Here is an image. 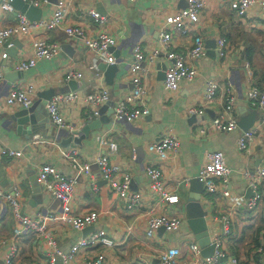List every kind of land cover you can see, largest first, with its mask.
<instances>
[{
  "label": "crops",
  "instance_id": "1",
  "mask_svg": "<svg viewBox=\"0 0 264 264\" xmlns=\"http://www.w3.org/2000/svg\"><path fill=\"white\" fill-rule=\"evenodd\" d=\"M7 1L12 4L16 0ZM38 1L40 4L34 5L29 17L14 3L13 11H0V27L13 24L17 12H24L32 21L49 18L56 0ZM65 1L67 14L60 26L50 30L31 29L26 35H15L13 46L6 50L7 58H2L0 51L3 74V79H0V144L21 151V155L16 157L0 154V187L3 190L13 187L20 190L19 211L23 215L33 217L39 213L59 212L60 202L37 180L39 166L51 164L74 180L71 212L80 214L94 210L98 213L96 222L89 225L94 230L85 236L103 230L114 242V246L97 245L82 249L73 264H92L95 257H100L102 264H158V254L163 249L180 248L184 242H188V248L189 243L198 244L185 219L184 205L190 193V181L198 178L206 154L220 150L230 170L228 179L218 183L215 193L208 194L204 190L201 198L207 211L211 241L219 239L222 248L234 255L240 264H264V252L259 250V247H264V223L260 218L264 211V197L253 207L247 204L253 195L248 186L250 174L264 163V105L251 106L246 96L251 82L260 85L264 81V14L259 7H251L245 16L240 17L226 0L208 1L197 21L188 25L186 31H172L171 49L182 54L190 48L194 36H201L205 53L191 62L198 74L192 80H182L175 92H169L163 87L164 72L169 65L165 56L160 55L152 62H142L140 74L145 86L142 102L149 113L135 121H127L115 120L113 108L131 88L130 65L134 47L138 45L145 53L156 50L160 46L165 17L184 8L186 0ZM89 9L105 15V24L100 25L89 16ZM65 25H79L91 37L100 32L113 36L116 39L112 47L115 61L109 64H114V71L107 74L101 69L105 62L85 49L79 39L68 37L64 32ZM41 37L59 43L58 55L29 69L16 68L19 59L30 56L33 40ZM219 37L227 40L226 53L222 57L218 56L216 49ZM13 47L15 56H12ZM69 69L80 71L82 77L66 81L64 74ZM210 79L217 82L218 90L207 102L203 93ZM12 82L21 87L33 85V101L42 99L28 113L33 123H18L16 119L21 116L14 118L13 115L23 107L5 103L8 86ZM102 87L109 93L107 104H86L84 96ZM228 89L234 96L231 109L226 107ZM70 91H75L78 97L63 101L60 106L71 128L61 129L51 122L46 107L49 100L43 96L52 98L55 94ZM191 107L203 108L204 111L201 115L189 113ZM95 111L98 114L94 115ZM251 115L256 116L250 127L255 134L246 151L236 147V139L242 131L239 126L223 132L217 131L213 124L214 119L220 116L225 120L234 117L248 123ZM89 123L92 127L83 133V128ZM167 132L178 136L179 151L156 164L162 169L166 188L178 195V202L171 206L148 191L146 174L147 167L156 160L147 151V145ZM35 134H38L37 138H34ZM109 141L117 144L112 163L130 175V189L142 194L140 203L133 209H128L118 194L109 188L94 162L107 151ZM69 149L76 151L80 162L91 164L90 174L78 173L72 168L70 161L63 157L64 151ZM260 190L264 193V182ZM237 197L240 199L235 200ZM162 213L179 217L180 225L171 231L158 228L152 237H148L147 219ZM16 224L12 209L0 201V242L11 241ZM47 228L55 236L62 253L68 251L73 242L85 237L82 230H75L61 221H49ZM9 243L0 246V264H3V257L10 248ZM16 243L18 252L14 264H47L50 248L43 241L32 246L27 235L20 236ZM199 256L204 257L201 247ZM186 257L195 259L190 250ZM219 264L230 263L222 260Z\"/></svg>",
  "mask_w": 264,
  "mask_h": 264
},
{
  "label": "built area",
  "instance_id": "2",
  "mask_svg": "<svg viewBox=\"0 0 264 264\" xmlns=\"http://www.w3.org/2000/svg\"><path fill=\"white\" fill-rule=\"evenodd\" d=\"M33 5H38V0H28ZM208 1L217 0H186V6L174 14L167 15L164 19V30L161 33L160 46L152 51L145 53L136 45L133 51V61L130 65V81L131 88L129 92L120 99L113 108V118L115 120L135 121L143 115L149 113V109L143 104L142 97L145 94V86L141 77V63L152 62L160 55H164L169 61V65L164 72L163 87L169 92H175L179 88L182 80H192L198 74L197 68L192 65L193 60L201 58L205 53V47L201 36L196 35L192 38V45L185 54L175 52L171 49L170 40L172 31H186L188 25L194 24L200 12L205 8ZM229 7L240 17L245 16L248 10L257 5L262 14H264V0H226ZM48 0H41V3H47ZM65 0H56L52 15L43 20L32 21L27 18L24 12H17L14 23L5 27H0V51L2 58H7L6 50L13 46L12 38L15 35H26L31 29L50 30L60 26L65 20L67 14V6ZM13 5L7 0L0 1V11L11 12ZM87 14L97 20L98 24H105L107 18L101 15L95 9H89ZM64 32L68 37H74L80 40L85 49L95 53L98 60L105 63H114L112 47L116 43V39L107 32H100L96 36L87 35L84 29L79 25H65ZM32 51L29 57L19 59L16 68L20 70L35 67L40 61H51L60 50L58 42L41 37L33 40L31 43ZM227 40L225 37H219L216 40V49L219 57L226 53ZM95 65V64H94ZM82 77L80 71L69 69L64 74V79H79ZM0 79H3L0 70ZM218 84L210 79L206 82L203 98L205 101H211L216 95ZM34 87L28 84L21 87L17 83H10L5 103L7 105L18 104L23 108H27L33 101ZM246 96L251 106L264 105V81L257 85L253 82L249 85ZM78 97L75 91L67 93L55 94L47 102V112L52 123L61 129L71 128L65 120L62 113L60 103L63 101H72ZM109 100V93L105 88L96 89L84 96V101L88 105H101ZM226 107L232 108L234 96L230 89L227 90ZM189 113L202 114L203 108L191 107ZM98 114L97 111L93 112ZM217 131L229 132L238 128L237 120L231 117L227 120L218 117L213 121ZM254 129L241 131L236 139V147L240 151H246L250 142L254 139ZM38 134L34 135L37 138ZM179 139L173 132H167L158 140L152 141L147 145V151L156 158L155 163L150 164L146 169L148 177V191L163 202L165 205L171 206L178 202L179 198L176 193H171L165 186L163 181V173L160 166L156 163L163 161L179 151ZM117 153V144L109 141L107 143V151L99 155L95 159L102 179L108 183L111 190L118 194V197L125 202L128 209L135 208L142 199V194L130 189L131 177L123 172L117 165L112 163V156ZM0 154L3 156H20L21 151L4 147L0 144ZM63 157L70 161V165L78 173L90 174L91 164L88 162H80L75 150H65ZM230 170L225 164L224 154L220 150L210 151L206 154L205 163L201 166L198 174V180L204 182L205 192L208 194L215 193L220 181L226 182ZM38 182L43 189L47 191L54 199L60 202L59 212H49L46 214H37V216L29 217L23 215L19 211V201L21 192L16 187L9 190H3L0 187V201L12 209L17 224L12 229L11 241H1L0 246L10 242V248L3 257V264H14V258L18 252L17 239L20 236H29L30 244L37 246L42 241L50 248L47 264H57L58 258L62 260V264H73L78 252L82 249L100 246H114V242L105 234L103 230H96L89 235L73 242L66 253H62L57 245L55 236L50 229L47 228L49 221H61L70 225L73 229L81 231L83 228L96 222L98 213L94 210L84 213L75 214L71 212V195L73 191L74 180L59 172L51 164H41L38 168ZM264 182V163L255 168L248 179V186L252 190L253 195L249 198L247 204L249 207L255 206L259 201L263 200L264 193L260 190V186ZM93 188V182H91ZM237 197L235 200H239ZM260 218L264 223V211L260 213ZM181 219L172 214L151 215L146 222V235L152 237L155 231L163 227L166 231H171L180 225ZM214 249L209 256H199L200 247L197 243H189V250L195 259L187 258L182 255L181 250L177 246L167 247L158 254V264H219L225 260L230 264H240L238 259L222 248L219 239L213 240ZM264 252V247H259ZM92 264H102L100 257H95Z\"/></svg>",
  "mask_w": 264,
  "mask_h": 264
},
{
  "label": "water",
  "instance_id": "3",
  "mask_svg": "<svg viewBox=\"0 0 264 264\" xmlns=\"http://www.w3.org/2000/svg\"><path fill=\"white\" fill-rule=\"evenodd\" d=\"M13 3L12 4L15 5L17 8H20L22 11H24L28 17L30 16V13L33 11V9L35 7L34 5L30 4L29 2H25L22 0H16ZM14 48L15 47H13L11 49L12 50V56H15V54H16V52H15L16 49H14ZM100 67H101V69H104L105 72H107V74L113 72L115 69L114 64L107 65V63L101 64ZM41 96L42 95L40 94L39 97H41ZM43 97L46 100L51 99V97H49L47 95H44ZM41 102H42L41 98L33 101L29 107L23 108V109L19 110L15 115H13L14 118H15V116H21V117L16 119L18 123H20V122L22 123L24 121L29 122V123H33L32 116L31 115L29 116L28 113H29V111H31V109L36 107ZM255 119H256V116L251 115L248 118V123L244 122L243 119H240L239 121H237V125L242 129V131H246V130L250 129V127H252ZM100 120H102V119H100ZM95 123H97V122H95ZM89 127H92V125L90 123L86 127L83 128V133H85V131ZM81 134L82 133L77 134L75 139L78 140L77 138H79L81 136ZM204 189H205L204 182L198 181V178L192 179L190 181V193H189V196H188L186 203L184 205V209H185V219H186L192 233L194 234V237L198 241V244L202 248L203 256H209L213 252L214 243H213V241H211V237L209 235V227H208V224L206 222L207 211L203 208L202 203H201L202 193H203ZM159 229H163V227H160ZM93 230H94L93 226L85 227L82 229V233L85 236L86 234H88L89 232H91ZM66 252L67 251H64L63 253H66ZM57 264H62V260L60 257L58 258Z\"/></svg>",
  "mask_w": 264,
  "mask_h": 264
},
{
  "label": "rangeland",
  "instance_id": "4",
  "mask_svg": "<svg viewBox=\"0 0 264 264\" xmlns=\"http://www.w3.org/2000/svg\"><path fill=\"white\" fill-rule=\"evenodd\" d=\"M187 243L188 242H184L180 245V250H181L182 255H187L189 253V250H188L189 248L187 246Z\"/></svg>",
  "mask_w": 264,
  "mask_h": 264
}]
</instances>
